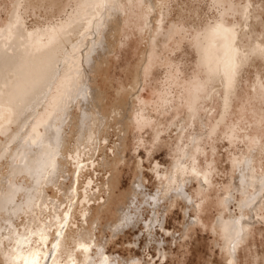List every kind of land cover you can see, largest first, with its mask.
Listing matches in <instances>:
<instances>
[{"label": "rangeland", "instance_id": "1", "mask_svg": "<svg viewBox=\"0 0 264 264\" xmlns=\"http://www.w3.org/2000/svg\"><path fill=\"white\" fill-rule=\"evenodd\" d=\"M34 1L40 2V0ZM52 1L42 0V3L46 6ZM235 1L241 2L242 0ZM10 2L11 0H7L5 3L4 20L7 17L6 12H12ZM219 2L220 0H133L132 15H129L130 19H128L127 24L121 28L120 25L116 26L114 22H111L112 31L110 32L112 35L114 34L115 38L113 39L114 36H112L107 39V42L113 50L110 52L109 61L103 66L104 72L100 77V84L106 96L105 101L98 103L97 106L99 110L107 115V120L106 122L100 121L98 127L99 118L97 117L100 116L98 114L95 116L93 112H90L85 101L77 103L73 107L72 118L73 123L78 126L71 125V130L74 128L73 139L70 138L68 139L69 143L67 142L64 146L61 145V150L65 147V153H62L63 157L67 158H60L61 154L59 152V156H56V162H53V165L49 163L46 166L49 170H46V168L42 170L45 173L41 178L46 177V184L43 182L44 180L40 179L42 181L41 185H45L43 188L44 202L49 204V207H51V202L58 205H56V211L52 207L50 208V214L57 212L62 217V214H66V210H68V213L72 212L75 206V218L71 219L73 223L69 222L71 228L68 230L66 243L69 249L60 250L62 253H59L63 255V257L60 256L62 258H59L61 264H66L70 259H73L75 264H85L84 248L86 247H90L88 252H90L89 254L94 261L99 260L103 253L106 257L110 256H108L109 262L115 260L118 264L125 261L129 262L130 258L137 259L139 264H230L229 259L225 258L222 245L224 242L231 240L233 235L231 233L223 234L219 230L211 231V224L219 212V209L216 210L213 204H215L218 195L221 197L225 194L224 190L226 191V186L230 180V160L228 159L230 138L226 139L221 134L215 137L211 135L210 138L208 137L210 143H201V147L207 153L206 157L213 154L215 160L214 167L210 169L206 176L200 172L197 174L202 180L205 179L203 182L210 179L211 183L215 185L213 186V197L208 198L205 203L207 205L199 213L201 218L203 216L204 219L202 218V220L205 221L206 226L201 224L187 225L190 217H187L186 205L183 197L180 196L181 188L184 185L186 191H193V187L196 186L195 181H193V187L190 186L189 181L193 177L191 173L196 171V164H193L191 159L195 154L189 149L193 145L192 137L200 132L201 125L206 126L208 129L211 128L209 126H213V121L219 118V114H217L218 104L219 106L222 104L220 98L218 103L214 100L211 109L212 114L208 112L211 103H209V106L201 105L199 113L188 112L189 103L192 104L194 99L196 89L194 86L199 82L197 80L199 78L203 79L207 73L204 64L197 61L196 48L198 44H201V32L196 29L203 21L210 19L212 13L213 16H216L217 11L213 7ZM24 4L22 2L18 11L10 14L12 18H21L23 21L32 20V14L30 12L25 13ZM235 14L240 13L236 12ZM112 17L110 16V18ZM226 18L228 20L234 19V17ZM246 19L247 17L245 21ZM256 19V17H251V20L249 18V23L252 22L253 24V21L256 23ZM237 20L240 22L242 17L237 18ZM174 22L178 26L176 27L177 32L168 39L170 34H167L166 30ZM218 27L235 28L234 31L226 35V38L223 35L225 39L219 41V43L223 44L228 51V73L230 72V75H232L229 80L232 81V85L228 89L233 88L242 71L245 73L242 74V76H245V80L242 79L237 89L239 98L234 101L232 110L235 113L233 118L240 115L239 119L247 120L251 114L248 111L238 114V106H246L245 101H240L242 97H245V100L248 99L252 104L256 101L257 57L253 58L254 68L252 67L253 69L251 68L248 72L244 59L246 48L236 49L237 54L233 55L235 52L233 46L239 37L240 31L242 30V33H245L250 27L245 24L244 26H231V24L219 22L213 29L216 30ZM255 30L256 26L254 27L256 36ZM214 42L215 40H213ZM245 42L246 39L244 45ZM146 44V48L151 49L152 64L148 70L149 72L143 77L142 88L139 90L138 96L134 97L132 94L136 89L135 76L137 71L141 69V51ZM238 44H241V41H238ZM239 54L242 56V60H239ZM165 72H168L169 76H166ZM262 74L264 76V71ZM225 82L227 81L224 78L217 81L219 94H224L225 87L229 86L225 85ZM145 101L150 103L149 106L142 103ZM261 107L264 108V103L261 104ZM82 117L86 120L82 121ZM59 118L61 119V117ZM60 119L57 117V120ZM57 120L56 124L59 123ZM227 120L229 119L227 118ZM86 125L87 127H85ZM229 126L230 123H227L226 127ZM76 128L82 130L81 136L79 134L81 130H76ZM69 129L70 127L63 132V139L68 137ZM181 129H183L182 134H179ZM83 134L85 138L88 135V138L83 139ZM91 135L95 137L92 136L93 139H91ZM13 136H11V139ZM77 137L80 142L75 140ZM80 139H83L85 143ZM17 140L10 147L15 146ZM92 140L99 144L95 142L93 144ZM73 141L77 142L79 147L82 146L81 142L83 144L87 143L89 146L86 150L89 153L86 155L81 154L82 156L79 158L83 161L75 162L68 156L69 149V152H71L77 147L74 145L76 143L73 144ZM244 142L245 147H249L251 151H258L257 146L254 144L249 145L247 140H244ZM70 144L72 146H69ZM209 144L212 147L215 145L216 150L211 151ZM96 146H99L100 149ZM90 148L97 149H94L91 153ZM79 149L77 148V150ZM251 151L246 152V160L248 156L251 157ZM18 152L19 148L15 152V158L18 156ZM34 158L33 154V162ZM62 158L64 161H69L66 164L67 170H65L66 167L60 165L63 162ZM197 159L196 162L202 166L201 170L205 169V155L198 153ZM83 162L86 166L77 185L78 196L76 190H74L76 186L75 172L78 167L84 164ZM259 163L262 172L260 191L264 193V160L260 159V162H256L257 165ZM73 164H75V167H73ZM33 167L23 173L28 181L27 184L30 186L35 183L34 179L30 181V177H28L34 173L31 172L34 171ZM50 168L52 170L56 168L58 171L54 170L55 172H52ZM47 171L52 173L48 175ZM157 174H161L160 179ZM59 188L63 191L60 194L57 192ZM177 189L180 191H177ZM158 190L165 191V194L171 199V204H165L169 208L166 210L167 213L163 214L164 224L160 227L157 223L152 229L153 235H151L148 234L144 226V221H147L150 217L151 210L147 208L148 204L144 203L148 200V197L154 195ZM25 193L27 195L29 191ZM21 195L22 191L18 189L13 196L14 201L18 202ZM252 195L253 190L250 188L249 197L251 198ZM0 196L3 197V191L0 192ZM53 197L57 200H52ZM78 198L83 202L89 201V204L86 205L89 208V214L84 221H82L78 212V209H80ZM49 199L52 201H49ZM58 200L61 201L58 202ZM132 200L134 204H130ZM6 201L4 204L9 203ZM228 207L231 209L232 214H238L235 204H229ZM41 208L45 209V207ZM43 210V213L37 212L39 216L34 213L29 215L21 213L20 218L14 219L12 224L7 221V217L3 214L0 217V235L8 230L29 234L31 240L24 242L22 247L24 251H28L29 246L33 243L32 240L39 238V230L44 226L43 221L48 222V219H46L48 218L46 215L47 210ZM123 211L137 214V218L140 220L136 225H127L119 230L114 229ZM71 212L68 214V218ZM191 212L189 211L190 215L193 214ZM68 218L66 224L70 219ZM60 219L59 217L58 220V216L56 218L51 217L54 225H51L48 231L49 235L46 237L48 242L53 240L54 234L57 233L54 226L58 225ZM206 220L209 222L206 223ZM62 223L63 221H61ZM66 224L64 225L65 229ZM251 233L247 241L237 249L235 264H264V221L257 222ZM2 236L6 238L5 235ZM15 238L12 234L10 241L13 242H10V244H15ZM83 243L87 246H83ZM63 252L65 253L63 254Z\"/></svg>", "mask_w": 264, "mask_h": 264}, {"label": "bare ground", "instance_id": "2", "mask_svg": "<svg viewBox=\"0 0 264 264\" xmlns=\"http://www.w3.org/2000/svg\"><path fill=\"white\" fill-rule=\"evenodd\" d=\"M6 2L7 0H0V110L2 109L0 111V192L3 191V197L0 196V217L4 214L7 217V221L12 224L14 219L20 218L21 213L25 215L34 213L36 216H39L37 212L41 213L43 210L41 207H45L48 222L46 220L44 222L41 219L44 226L39 230V238L32 240L33 243L29 246V250H26L27 252L22 247L24 242L31 240L29 234L27 235V233L18 231L13 232L12 230H8L6 233L1 232L0 264H36L37 261L39 264H61L59 258H62L63 255L59 253H62L60 250L69 249L66 243L68 240V230L71 228L69 222L73 223L71 219L75 218V206L72 209L73 211H70V219L68 218V214L70 213H68V210H66V214H62V217L57 212L53 213V210L51 211L52 214H50V208L52 207L55 210L57 204L51 202V207H49V204L44 202L43 188L45 185H41L42 181L40 179L44 180L45 184L47 180L45 181L46 177L44 179L41 178L43 173H45L42 170L49 163L53 165V162H56V156H59V152L61 154L60 158L64 156L62 153H65V147L61 150V145L64 146L67 142L69 143L68 139L72 138L74 128L71 130V125H75L73 123L72 112L73 107L77 103L85 101L90 112H93L95 116L96 114L100 116L97 117L99 118L98 127L100 126V121L106 122L107 115L99 110L97 106L98 103L105 101L106 96L100 84V77L104 72L103 66L109 61L110 52L113 50L107 42L108 38L114 36L110 32L112 31L110 24L114 22L116 26L120 25L122 28L128 23V19H130L129 15H132L133 0H53L46 6L43 5L42 0L40 2H35L34 0H11L10 7L13 13L18 11L22 2L25 3L23 6L25 13L30 12L33 16L31 21H23L17 17L12 18L10 15L12 12H6L7 17L4 20L3 13ZM213 8L217 11V15L203 21L199 24V28L196 29L198 32H201V44H198L196 48L197 61L204 64L207 70V77L205 75L203 79L199 78L197 80L199 82L194 86L196 88L194 99L192 100V104L189 103L190 108L188 112L193 114L199 113V103L209 106L211 100L213 108L214 94L220 98L222 104L220 106L218 104L217 114H219V118L213 121V126H209L211 128L208 129L206 126L201 125L200 132L192 137L193 145L189 149L195 154L191 159L192 163L196 164V171L195 173H191L193 177L189 181L190 186L193 187V181H195L196 186L193 187V191H186L184 185L181 188L180 196L183 197L185 202L186 213H188L187 217H190L187 225L201 224L206 226L205 221L202 220L203 216L201 218L199 213L207 205L205 203L208 198L213 197V186L215 185L211 183L210 179L203 182L205 179L202 180L197 174L200 172L206 176L210 172V169L214 167L215 160L213 159V154L208 155L210 157H206L207 153L201 147V143H210L208 137L210 138L213 134L214 137L221 134L226 139L230 138L231 143L228 156L230 160V180L227 185L229 188L227 189L226 186V191L224 190L225 194L221 197L215 195L217 197L213 206L216 210L219 209V212L211 224V231L219 230L223 234L231 233L233 235L231 240L224 242L222 246L225 258L229 259L230 264H235L237 249L247 241L257 222L264 221V193L260 191L262 172L260 170V163L259 165L256 164L257 161L260 162L259 156L261 154H259V148L262 151V146L264 145L262 139L264 135L259 134V130L255 128L254 122H251L255 119L256 112L254 111V105L248 99L246 100L247 108L251 110L248 111L251 114L250 118L247 120L240 119L245 122L244 124L240 121H233L229 127H226L227 123H224L228 116L232 94L240 82L236 80L233 88L228 89L232 85V81H229L232 75H230V72L228 73V51L219 41H223L226 35L234 31L235 28L225 29L218 27L216 31L213 27L219 22H225L228 25L231 24V26L249 25L250 29L246 30L245 33H242V30L240 31L239 37L233 46L235 50L233 55L237 54L236 49L246 48L244 59L247 71L250 72V69L254 68L253 58L255 56L257 59L259 57L264 63V0H242L241 2L220 0L219 4ZM227 12H230V16L232 17H234L236 12L240 13L242 20L239 22L236 18L231 20L226 19L224 14H227ZM110 16L113 17L110 18ZM251 17L257 18L256 23L254 21L253 24L252 22L249 23V18L251 20ZM258 25L261 27L258 28ZM255 26L256 36L254 34ZM176 27L178 26L174 22L166 30L167 34H170L168 39L172 37V34L177 32ZM244 38L246 39L245 45ZM213 40H215L214 43ZM238 41H241V44H238ZM147 44L141 51V69H137L138 71L135 76L136 89L132 94L134 97L138 96V92L142 88L143 77L149 72L148 70L152 64L151 49L146 48ZM239 60H242L241 55ZM242 74L245 73L242 71L240 76ZM165 75L169 76V73L165 72ZM221 78L227 81L225 85H229L225 87L224 94L218 93L217 81ZM214 87L216 88L213 89ZM142 103L148 106L150 104L146 101ZM212 108H208L209 114ZM84 112L86 113V111ZM57 117L58 119L61 117V119L57 120ZM56 120L59 121L58 124H56ZM84 120L86 118L82 121ZM53 121H55L54 127L49 128L48 125ZM63 125L65 126L64 128L62 127ZM75 126L77 127L78 125ZM68 127H70L69 135L63 139L64 135L62 136V134ZM78 129L76 128V130ZM182 131L183 129L180 130L179 134H182ZM79 132L81 136L82 130ZM10 135H14L12 139ZM65 136L67 135L65 134ZM92 136L94 135H91V139H93ZM42 137L46 138L45 146L37 147V142ZM78 137L74 139L77 140L79 139ZM16 139H18L16 141L17 144L10 147ZM244 140H247L249 145L254 144L257 146L258 151H251L249 147L246 148L247 150H244L242 147V141ZM83 142L80 143L82 146L79 147L78 143L73 141V144L76 143L74 145L77 147L71 152H69L70 149L67 147L69 149L68 156L72 160H75V162L83 161L79 159L82 156L81 154L86 155L89 153V151H86L89 146L87 143L83 144ZM94 142L93 144L96 143ZM96 144L99 143L97 142ZM69 146L72 145L70 144ZM18 148V156L15 158L14 155ZM77 148L80 149L77 150ZM213 148H215V145H213ZM94 149L96 150L97 148ZM94 149L90 148L89 150L92 153ZM209 149L213 151L212 148ZM247 151H251V157L248 156L246 160ZM198 153L205 155L206 163L203 170H201L202 166L196 162L198 160ZM33 154L35 157L34 162L32 160ZM63 158V162L60 165L66 167L69 161H64ZM32 163H34V167ZM75 164L77 165L78 163ZM75 164H73V167H75ZM85 166L86 164L84 163L75 172L76 186L74 190H76L78 196L77 185L80 181V175L85 170ZM31 167L34 170L31 172L34 173L28 177H30V181L31 179L35 181L34 185H31L32 187L27 184L28 181L23 176V173L32 169ZM46 170L49 169L46 168ZM54 170L57 169H53L52 172ZM65 170H67V167ZM52 172L49 171L48 175ZM160 176L161 174H157L159 179ZM250 188L253 190L251 198L249 197ZM18 189L22 191V195L20 200L15 202L13 196ZM26 191H29L27 195ZM61 191L60 188L57 190L59 194ZM53 196L55 197L56 195ZM54 197L52 200L55 199ZM170 200V197L165 194L164 190H158L154 195L148 197V200L144 203L148 204L147 208L151 210L150 217L147 221H144L148 234L153 235L152 229L157 223L160 227L164 224L165 219L163 214H166V210L169 208L165 204H171ZM5 201L9 203L4 204ZM60 201L58 200V202ZM77 201H79L78 206L80 207L78 212L82 221H84L89 214V208L86 206L89 204V201L83 202L79 198ZM130 204H134L133 200ZM229 204L236 205L238 214L231 213V209L228 207ZM189 211H192L193 214L190 215ZM57 216L58 220L59 217L61 218L58 225L54 226L57 233L54 234L53 240L48 242L46 238L49 235L48 231L51 225H54L51 217L56 218ZM67 218L70 221L68 220L66 224ZM139 220L137 214L123 211L114 229L119 230L127 225H136ZM207 220L206 223L209 222ZM61 221H63L62 224ZM65 224L66 229L64 227ZM12 234H14V238L16 237L15 244H10V242H13L10 241ZM2 235H5L6 238ZM82 245L87 246L85 243ZM13 246L15 248H12ZM86 248L89 249L90 247ZM89 253H84L86 257L85 264H118L115 260L109 262L110 256L106 257L103 253L99 260L94 261ZM61 255L62 257H60ZM128 261L122 262V264H139L137 259L133 260L130 258ZM66 264H75V261L70 259Z\"/></svg>", "mask_w": 264, "mask_h": 264}, {"label": "crops", "instance_id": "3", "mask_svg": "<svg viewBox=\"0 0 264 264\" xmlns=\"http://www.w3.org/2000/svg\"><path fill=\"white\" fill-rule=\"evenodd\" d=\"M213 15L214 14L212 13V15L210 17H213ZM216 15H217V13H216ZM224 16H225V18L226 17H232V16H230V12H227V14H224ZM241 17H242L241 14H234V18H236V19L237 18H241ZM260 27L261 26L258 25V28H260ZM263 71H264V63L258 57V59H257V90H256L257 91V96H256V101L253 104L254 105V108H255L254 111L256 112V116L254 117L255 119L253 121H251V122H254V126H255V128H257L259 130V134H263L264 135V108L261 107V104L264 103V76L262 74ZM242 79H243V81L245 80V76L244 75L243 76L241 75L239 77V79H238V81L240 82L239 85L241 84ZM238 87L236 88V90L232 94L231 104H230V107H229V110H228V116H227V118L229 120L226 119V121L224 123H231L233 121H240L243 124L245 123L244 121H242V120L239 119V116L240 115H237L235 118H233V116L235 115V113L232 110V108L234 107V104L233 103H234L235 100H237L239 98L238 95H237V89H238ZM215 88L216 87H214L213 89H215ZM215 92H217V91H215ZM218 99L219 98L217 97V95L214 94L213 95V103H214V100L217 101V103H218ZM240 101H242V102L245 101L246 102V106H247V101L245 100V97H242ZM210 103H211L210 108H212V100H211ZM201 105L206 106L203 103H199V110L201 108ZM246 106H243L242 107L241 105H239L238 106L239 107L238 114L244 113L246 111H251ZM217 109H218V107H217ZM212 113H213V111L211 110L210 111V114H212ZM213 136H214V134H213ZM262 141H264V137H263ZM242 147L244 148V150L247 148V146L245 147V142L244 141H242ZM209 148H212L213 151L216 150V146H215V148H213V147H211V144H209ZM262 151L259 148V154H261L259 156V159L264 160V145L262 146Z\"/></svg>", "mask_w": 264, "mask_h": 264}, {"label": "snow or ice", "instance_id": "4", "mask_svg": "<svg viewBox=\"0 0 264 264\" xmlns=\"http://www.w3.org/2000/svg\"><path fill=\"white\" fill-rule=\"evenodd\" d=\"M54 125H55V121H53L52 123H50L49 125H48V127L49 128H52V127H54ZM45 140H46V138L45 137H42L38 142H37V147H43V146H45ZM177 191H180L179 189H177ZM88 248H84V251L85 252H88ZM36 264H39V262L37 261L36 262Z\"/></svg>", "mask_w": 264, "mask_h": 264}]
</instances>
